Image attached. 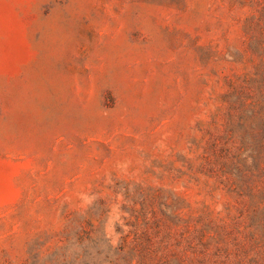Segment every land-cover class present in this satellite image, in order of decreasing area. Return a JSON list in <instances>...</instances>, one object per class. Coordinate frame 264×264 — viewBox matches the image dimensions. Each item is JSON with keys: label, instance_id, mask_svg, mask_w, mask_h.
Returning a JSON list of instances; mask_svg holds the SVG:
<instances>
[{"label": "rangeland", "instance_id": "1", "mask_svg": "<svg viewBox=\"0 0 264 264\" xmlns=\"http://www.w3.org/2000/svg\"><path fill=\"white\" fill-rule=\"evenodd\" d=\"M0 264H264V0H0Z\"/></svg>", "mask_w": 264, "mask_h": 264}]
</instances>
